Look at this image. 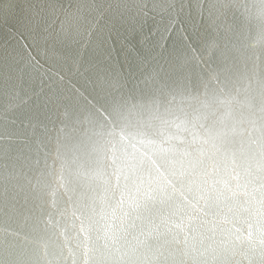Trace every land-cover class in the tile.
<instances>
[{"label": "water", "instance_id": "1", "mask_svg": "<svg viewBox=\"0 0 264 264\" xmlns=\"http://www.w3.org/2000/svg\"><path fill=\"white\" fill-rule=\"evenodd\" d=\"M0 264H264V0H0Z\"/></svg>", "mask_w": 264, "mask_h": 264}]
</instances>
